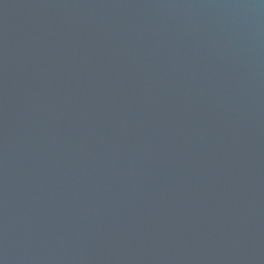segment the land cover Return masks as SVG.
<instances>
[{
	"label": "water",
	"instance_id": "obj_1",
	"mask_svg": "<svg viewBox=\"0 0 264 264\" xmlns=\"http://www.w3.org/2000/svg\"><path fill=\"white\" fill-rule=\"evenodd\" d=\"M0 264H264V0H0Z\"/></svg>",
	"mask_w": 264,
	"mask_h": 264
}]
</instances>
